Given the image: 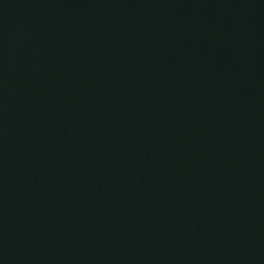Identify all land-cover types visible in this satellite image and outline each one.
<instances>
[{"label": "water", "instance_id": "water-1", "mask_svg": "<svg viewBox=\"0 0 264 264\" xmlns=\"http://www.w3.org/2000/svg\"><path fill=\"white\" fill-rule=\"evenodd\" d=\"M0 264H264V0H0Z\"/></svg>", "mask_w": 264, "mask_h": 264}]
</instances>
